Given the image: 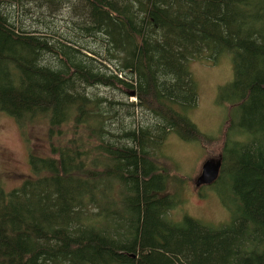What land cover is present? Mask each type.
<instances>
[{"label":"rangeland","instance_id":"rangeland-1","mask_svg":"<svg viewBox=\"0 0 264 264\" xmlns=\"http://www.w3.org/2000/svg\"><path fill=\"white\" fill-rule=\"evenodd\" d=\"M97 1H104L108 13L90 24L82 23L85 0H0V79L6 91L22 89L24 95L13 115L0 112V215L8 213L0 226L18 235L15 244L29 241L26 247L47 250L59 243L54 235L64 227L58 224L62 218L70 238L105 240L109 248L97 260L87 251L68 258L64 250L57 257L56 251H41L29 264H69V258L71 264H187L175 232L186 235V216L202 224L205 264H254L250 254L264 244V213L241 212L248 196L230 186L224 154L216 181L196 188L195 180L203 162L222 155L223 148L245 158L259 155L264 56L243 46L264 48V0H229L230 21L215 0H160L167 23L158 26L144 18L155 0ZM167 3L173 5L164 8ZM16 35L53 47L39 55L17 46ZM141 42L161 59L164 69L155 70L159 90L179 107L192 108L187 117L213 142L180 140L171 125L138 104ZM173 57L179 61L168 69L165 61ZM24 61L43 76L19 80ZM80 125L86 128L88 156L59 160L56 149H73ZM131 148L139 172L137 182L127 185L114 152ZM30 150L51 159V171L32 167ZM161 167L168 169V179L160 175ZM65 177L79 191L76 204L66 202L77 217L54 211L66 200ZM30 180L47 184L33 201Z\"/></svg>","mask_w":264,"mask_h":264},{"label":"trees","instance_id":"trees-1","mask_svg":"<svg viewBox=\"0 0 264 264\" xmlns=\"http://www.w3.org/2000/svg\"><path fill=\"white\" fill-rule=\"evenodd\" d=\"M86 6L88 8V13H83L84 20L82 23L90 22V24H98L101 20L102 15L108 13V6L101 1L97 0H85ZM214 4H216V8L218 11L224 12V15H228L227 21H230L231 14H232V8H228L229 0H223L218 1L215 0ZM173 4H164V8H170ZM161 5L160 0H158V3L154 2V7H150L147 12L144 13V18L148 20V25H153L154 23L156 26L160 25L161 23H167L165 17L161 14ZM209 11L216 16V13H214L213 9L209 7ZM218 18V17H217ZM156 20V22H154ZM174 20H170L173 24H178L177 21L173 22ZM169 23V24H171ZM89 24V25H90ZM87 27L85 28V30ZM204 29V28H203ZM13 36V35H12ZM8 38V37H7ZM16 45L28 46L30 48H33L36 53L40 55V53H47L51 51V47H53L52 43H50L47 40H39V39H31L30 37L26 36H19L16 35L14 38ZM107 44H109L107 42ZM245 49L264 56V48L260 47H254L250 44H245L243 46ZM151 48L149 45H147L145 42H141L138 46V53H139V69H141V72L138 71L139 80H140V88H137L134 93V97L136 100H138V104L157 115L161 120H163L165 123L171 125L173 129L175 130L176 135L179 137L180 140L184 142H197L200 144H207L210 142H213V138L211 136H207L202 134L195 124L191 122V120L187 117V111L192 108H184L179 107L176 103L172 102L167 95L162 93L157 84L156 80V73L155 70L164 69L161 64V59L154 58L150 55V53L153 51H150ZM16 53L12 52V56H15ZM178 59L176 57L169 58L165 62L168 69H172L173 65L176 64V61ZM173 61L175 63L173 64ZM179 61V60H178ZM153 66V69L151 67ZM165 67V68H166ZM181 68V66H180ZM19 74L18 79L19 80H29L30 78L35 77H41L43 74L40 72L34 71L33 66L30 64V62L24 61L21 64H19ZM168 71V70H167ZM160 72V71H158ZM16 78V81H17ZM0 79V112H3L8 115H13L15 108L20 107L24 103V95L22 93V89L20 90H13V91H6V89L3 87V81ZM49 80V79H48ZM177 83V81H176ZM182 85V83L180 84ZM18 86V85H17ZM259 98L261 101L264 102V84L261 86L259 91ZM230 118V117H229ZM226 122H224L225 124ZM232 123V122H231ZM78 129L81 131L82 135H80L77 131L76 137L78 139H75L76 143L73 149H67L58 147L56 149L58 159L61 160L64 157H68L70 155H77L80 156L82 159L83 157L88 156L89 153H87V149L85 148V138L83 139V134L85 133L86 128L82 125ZM233 126V125H231ZM230 127V125H229ZM225 129V134L227 130ZM257 143L259 146L258 150V157L255 158H245L241 154H238L234 150L232 151H226L225 148H223L222 155L219 154L217 157H211V158H218L221 157L223 161V154L224 158L227 159V171L229 175V184L230 186L236 191H241L245 196H248L249 201L242 200L241 203V212L246 214L249 210L253 212V209L255 208V212L258 214L264 213V132L263 134H260L257 136ZM80 145V146H79ZM225 146V144H224ZM84 149L83 150H81ZM90 148V146H89ZM113 155V154H112ZM212 155V154H210ZM114 156L117 158V160L122 162V171L124 172V175H122V178L126 181V184L129 185V181H133L135 183V178L137 179V175L139 172V161L137 160L136 152L134 151V148L131 149H125L123 151L116 150L114 152ZM35 161L38 163L36 164ZM29 163L32 167L35 165L39 166L41 170L44 171H51V169L54 167V162L49 158H40L37 155H35L31 150L29 154ZM35 166V167H36ZM160 175L163 178L168 179V169L161 167ZM175 178V177H174ZM176 180V179H175ZM137 182V181H136ZM30 198L33 201L37 196L42 194L44 190L47 187L46 182L43 180L42 182H36L35 180H30ZM133 183V184H134ZM70 184H72L70 177H65L62 180L61 186L65 190V196L66 200L59 201L61 203H64V205L57 204L55 206L54 211L58 212L62 210L63 212L70 213L74 217H77L78 212L73 211V206L66 203L67 201L76 204L78 199V189L70 188ZM4 191L0 190V195L3 196ZM35 216L33 213L32 216ZM8 216V213L3 211V213L0 215V218H5ZM260 217V216H259ZM58 224L60 226H64L63 228H59L56 230L54 238L57 239L56 247L51 249H42V247H35L33 245H30L26 247L27 243H21L15 244L14 237L18 236L17 234H14L10 232L8 229H5L0 226V264H29L30 260L35 257L39 252L43 251L45 254H49L48 250H52V252L56 251L55 257L59 253H62L61 251L64 250L67 258L69 257V253H73V255H79L83 251L89 252V256L91 257V260L96 258L99 259L100 254L103 251H108L109 248L105 242V240H85L78 242L74 238H70V236H67L65 234V225L66 223L62 218H58ZM186 223V224H185ZM22 224V223H21ZM25 231L29 230L30 227H28L26 224H22ZM183 228L187 226V230H185V233H181L180 230H175L177 233V236L179 237V240L176 243V248L179 249L184 248L186 251V257L189 259L187 260V264H205V247H206V241L203 238L202 234V224L199 221H196L194 219L188 218L185 216ZM171 226V225H170ZM174 228V227H172ZM32 230V229H31ZM22 231L21 235L27 234V232ZM33 231V230H32ZM184 235V236H183ZM53 236V235H52ZM150 238V236H149ZM160 239L162 244H160L159 247L164 248L165 244V237L164 234L161 236ZM178 239V238H177ZM75 240V241H74ZM107 241V240H106ZM30 243V242H29ZM58 252V253H57ZM80 252V253H79ZM164 253H161L160 256L165 258L167 256V252L163 251ZM160 254V253H159ZM117 257L123 256L120 253H116ZM147 256V255H145ZM73 257V256H72ZM161 257V258H162ZM158 261L160 257H157ZM56 258H53L55 260ZM250 260L254 264H264V244L260 247L258 252H252L250 254ZM68 263H72V258L68 259ZM93 264V261H91ZM157 264V263H156Z\"/></svg>","mask_w":264,"mask_h":264},{"label":"water","instance_id":"water-1","mask_svg":"<svg viewBox=\"0 0 264 264\" xmlns=\"http://www.w3.org/2000/svg\"><path fill=\"white\" fill-rule=\"evenodd\" d=\"M221 166V157L206 159L201 166L199 176L195 180V187L201 188L203 186H208L216 181L218 179Z\"/></svg>","mask_w":264,"mask_h":264}]
</instances>
